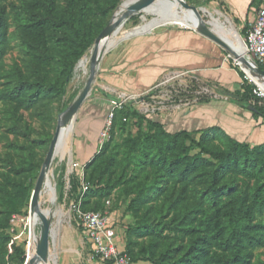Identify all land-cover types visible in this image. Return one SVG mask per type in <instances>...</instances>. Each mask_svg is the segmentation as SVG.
<instances>
[{
	"label": "trees",
	"instance_id": "1",
	"mask_svg": "<svg viewBox=\"0 0 264 264\" xmlns=\"http://www.w3.org/2000/svg\"><path fill=\"white\" fill-rule=\"evenodd\" d=\"M7 1L0 0V3ZM121 3L122 0H67L65 6L60 7L55 0H32L26 5L27 17L20 20L19 37L31 55V81L20 82L19 87L7 94L16 112L33 108L43 98L66 94L75 66L93 50L96 40L108 25L105 21L110 12ZM259 5V0H253L252 6L256 10ZM8 27L5 4L0 6V62L6 53ZM248 29L247 26L241 29L243 38ZM55 53L59 56V67L51 77L50 70L57 59ZM227 63L239 73L240 85L233 93L222 88L226 100L249 110L254 119L264 123V99L254 93L257 87L249 83L245 73L236 68L232 60L228 59ZM154 87L149 90L154 91ZM81 90L70 97L64 111L70 108ZM215 100L206 98L198 105ZM130 117L137 120L138 134L135 138H128L125 144L136 174L129 180L120 177L112 182L105 177L110 165L102 171L106 165L103 157L113 141L117 123L126 122ZM145 122L149 130L154 129L158 134L144 133L142 126ZM221 137L226 140L225 146L214 143L223 142ZM52 139L49 141L52 142ZM195 150L199 151L194 153ZM29 163L33 167L32 161ZM81 165L85 168L82 176L89 186L81 206L85 212L105 211L86 209L88 198L100 191L98 188L94 190L92 185L100 186L105 182L103 191L108 196L118 185H126L123 193L131 197L127 212L137 219V226L126 230L125 238L128 239L124 245L132 264L138 262L141 256L151 264H255L256 252L264 249V220L257 217L258 214L264 215V142L252 146L237 141L217 126L196 131H172L155 117L141 115L124 104L122 109L114 112L110 139L89 162ZM66 169V164L61 163L56 172L60 194L66 185ZM239 177L254 180L251 189L253 208H238L235 211L233 208L227 214L223 212L225 198L236 199L234 178ZM174 181L182 183L177 199L165 203L164 209L159 211L154 205L149 206L155 196H165ZM199 183L205 185V189L192 203L190 195H194ZM70 185V200L76 201L81 188L79 174L71 178ZM29 195L30 189L21 187L15 195L4 199L8 221L0 224L4 230L0 232V245L10 240L5 229L13 215L21 214ZM178 205L182 207L178 208ZM165 210L168 215L173 214L169 221L164 220ZM152 214L156 216L159 228L150 223ZM166 230L175 231L181 241L190 237V243L180 247L174 241L162 240ZM132 233L152 235L148 247L138 251L139 244L133 242ZM12 257L17 258L20 264L26 262L23 248L14 246ZM0 264H11L8 252H0Z\"/></svg>",
	"mask_w": 264,
	"mask_h": 264
},
{
	"label": "rangeland",
	"instance_id": "2",
	"mask_svg": "<svg viewBox=\"0 0 264 264\" xmlns=\"http://www.w3.org/2000/svg\"><path fill=\"white\" fill-rule=\"evenodd\" d=\"M31 1L32 0H8L6 3H0V6L6 4L9 19L5 45L6 53L0 62V224H4L8 221L7 211L3 204L4 199L15 195L21 187L30 189L29 198L22 208L21 214H19L23 220L18 222L14 228L10 221V224L5 229V233L9 236L10 240L3 246L0 245V252L6 251L11 256V264H20L17 258L12 257L14 246L23 248L26 257V262L23 264L27 263V238L30 225L32 230H35L36 235H39L40 221L37 223L35 222L34 226H32V220L30 218L32 193L36 187L42 166L51 146L49 139L54 138L60 120L63 122V125L65 124L64 126L72 124V121H70L67 115H65L63 108L71 96L83 89V85H85L90 73V62L93 53V50H90L84 56V60H80L75 66L73 76L67 86L66 94L63 97L43 98L33 108L23 109L16 112L12 107L7 94L19 87L20 82L31 81V55L22 44L19 37L20 20L27 17L26 5ZM55 1L60 7H64L67 0ZM129 1V6H131L143 0H122L121 5L110 12L105 21L108 22L107 27L110 24H118V30L110 39L108 49L111 45L112 47L103 56L99 70L104 66L120 64L121 60L124 59L123 57H125L126 51L135 43V40L141 36L162 30L188 31L192 29L187 23L170 20L171 24L168 25V27L162 28L161 26H158L156 29H152V27L146 34L136 36L137 34L134 31L149 25V22L155 17L141 12L133 14L126 21L121 22L124 14L128 11V7L125 9L122 5ZM184 1L188 5L196 7L197 9L205 8L211 12H222L221 14L232 20L235 30L240 37L243 38L241 30L238 27L239 25L234 22L232 14L220 0ZM182 9L186 11V9ZM201 16L202 20L205 21V24L210 21V15L201 14ZM96 20L99 21L98 18H96ZM131 32L135 34L132 35ZM222 49L224 50L225 59L232 60L233 65L242 71V67L237 61L236 55L223 47ZM56 56V62L53 64L54 66L52 70H50L51 77L54 75V70L59 67V56ZM80 62H82L84 66L78 72L77 66ZM248 81L253 86L257 85L258 87H256L261 90L257 83L250 80ZM99 84L97 75L91 94L76 115L74 131L71 137V151L63 157L62 153L57 150V155L54 158L48 175V181L56 187V201L51 203V199L49 198L51 192L47 185L48 181L44 185L39 199V208L44 212H47L48 210L50 212L49 218L52 220L54 233L50 255L56 257V264H99L97 260L91 257L81 232L77 228L74 214L70 209V182L74 175H82L85 172V168L79 164L80 162L76 159L78 153L76 152V148L78 146H83L87 153H90L93 150L92 148L98 137L97 147L92 156L87 158L85 163L89 162L99 150V138L107 122V115L112 110L109 109L108 112H106L105 117H102L104 113L101 108H104L105 103L110 104L112 107L115 105L114 103L120 101L125 102L124 104H128L132 110H136L144 116L155 117L156 120L165 123L168 127V124L172 121H178L179 116L177 115L188 113L189 110L191 111L198 105V102L205 100L206 98L217 100L223 97L221 86L197 79L193 74H188L184 71H174L166 74L152 89L154 91L151 92V90H148L142 94L141 92H138V90L133 92L132 90L129 91L124 88L120 90L113 86H103L102 84V86H100ZM150 94L151 96H149ZM261 94V97L264 99V92L262 91ZM124 117L125 116H123V118ZM101 124L103 127H98ZM91 130H94L95 133L87 134ZM142 131L151 135L158 134L154 129L149 130L146 122L142 126ZM114 132L113 141L103 157L106 165L103 166L102 171L107 165H110L108 170H106L105 176L109 181L115 182L116 180H119L120 177L129 180L136 174V169L134 168L129 155H127L128 148H126L125 143L128 138H135L137 136V120L130 117L126 122H118ZM82 133L83 135H81ZM221 138L223 142L215 141L214 143L218 146H225L226 140L223 137ZM198 151L199 150H195L194 153H197ZM29 161H32L33 167H30ZM135 161L138 163V159H135ZM61 163H65L67 168L64 176L66 185L62 194L57 190L58 175L56 173ZM68 170H70V174H68ZM234 184L236 186V193L234 195L236 199L234 200L231 197L225 198L223 212L227 214L231 213L233 208L234 211L238 208H242L243 210L247 207L253 208L251 189L254 185V180L239 177L234 178ZM104 186L105 182L100 186L92 185L94 190L97 191L99 189L100 191L88 198L86 209H105L108 212L111 223L120 229V235L123 239L122 245H125L128 239L125 238L126 230L128 228L133 229L137 226L136 217L132 213L127 212L131 197L123 193V188L126 186L125 184L118 185L109 196L103 191L105 188ZM181 188V182H172L167 188V194L162 197L155 196L149 206L154 205L156 211H159L162 208L164 209L165 203L177 199ZM204 189L205 185L201 183L197 185L194 195H190L192 203L200 194H202ZM108 201L111 203L110 205H108ZM181 207V205H178V208ZM59 209L63 211L65 218H63V222L60 224L58 217L53 216V213ZM150 216V223L159 228L156 216L153 214ZM164 216V220L169 221L172 219L173 214L171 213V215H168V212L165 210ZM257 217L260 220H264V215L258 214ZM58 224L60 227H58ZM1 231L4 230L0 228V232ZM163 238H165L166 242L174 241L176 246L180 247L187 246L190 243V237L185 241H181L177 238L175 231L172 230H166L161 239L163 240ZM151 239L152 235L147 233H132L133 242L139 244L137 248L138 251L147 248ZM33 252L32 246L29 258ZM49 261L51 264H54L53 259L52 261ZM133 264L151 263L145 262L143 256H141L138 262H133ZM255 264H264V249H260L256 252Z\"/></svg>",
	"mask_w": 264,
	"mask_h": 264
},
{
	"label": "crops",
	"instance_id": "3",
	"mask_svg": "<svg viewBox=\"0 0 264 264\" xmlns=\"http://www.w3.org/2000/svg\"><path fill=\"white\" fill-rule=\"evenodd\" d=\"M220 1L230 11L240 30L254 23L256 7L252 6L253 0ZM123 58L120 64L104 66L99 70L100 86L145 93L156 86L166 74L174 71L190 72L194 77H198L197 79L219 84L231 93L237 91L240 85V75L227 65L222 47L193 30H162L141 36L135 40ZM109 106L111 107L105 103L104 108H101L104 113L102 117H105ZM177 116V122L172 119L168 124L172 131H196L217 126L237 141L252 146L264 142L263 121L254 119L249 110L226 100L224 93L221 99L197 105L188 113ZM102 124L98 127H103ZM93 133L95 131L91 130L87 134ZM97 140L98 137L90 153H87L83 146L76 148L79 164H84L87 158L92 156L97 147Z\"/></svg>",
	"mask_w": 264,
	"mask_h": 264
},
{
	"label": "built area",
	"instance_id": "4",
	"mask_svg": "<svg viewBox=\"0 0 264 264\" xmlns=\"http://www.w3.org/2000/svg\"><path fill=\"white\" fill-rule=\"evenodd\" d=\"M259 2V9L256 10V19L250 25L245 38H242V42L245 57L262 69V67L264 68V0H259ZM242 71L245 73L247 80L253 82V78L249 74L250 71L245 69H242ZM185 73L191 74L190 72ZM254 93L260 97L262 96V91L259 88L255 89ZM124 103L122 101L114 103L115 105L107 118V122L99 138V150L110 139V130L115 110L122 109ZM80 180L81 188L78 192L77 200L71 201L70 209L74 214L77 228L81 232L91 257L97 260L99 264H132L125 246L122 245L120 229L111 223L108 212L106 210L98 212H85L82 210V201L89 186L82 175H80ZM110 204L108 202V205ZM21 220L23 219L19 215H13L11 219L13 228ZM36 237L35 230H32L30 225L27 238L28 258L33 242V251H35Z\"/></svg>",
	"mask_w": 264,
	"mask_h": 264
},
{
	"label": "water",
	"instance_id": "5",
	"mask_svg": "<svg viewBox=\"0 0 264 264\" xmlns=\"http://www.w3.org/2000/svg\"><path fill=\"white\" fill-rule=\"evenodd\" d=\"M158 0H143L137 4H133L128 8V11L124 14V17L122 18V21H126L128 18H130L133 14L141 13L144 11V9L152 6L154 3H156ZM182 8L186 9V11H192L196 17L202 21L203 25L200 29L199 33L203 34L208 39L212 40L213 42L217 43L219 46L227 49L228 51L234 53L228 45L218 36V34L214 31L213 28H211L208 24H205L202 20L201 14L198 12V9L196 7L188 5L184 0H177ZM157 5L160 7V9L164 12V14H171L172 7L168 3L165 2H158ZM167 16V15H166ZM155 20V18L153 19ZM152 20V21H153ZM118 24L109 25L98 37V39L95 42V46L93 48V53L91 56V62H90V73L89 76L85 82V85L82 89V91L77 96L74 103L70 106L68 110L65 111V115H67L68 119L70 121L75 122L76 115L78 114L79 110L81 109L84 102L87 100L89 95L91 94V91L93 89L94 83L97 79V75L99 73V67L100 63L102 61L103 56L108 52V48L105 46L101 47L102 41L105 39H111V37L115 34V32L118 30L117 28ZM159 26H164V24H158ZM181 27V26H179ZM195 31V30H194ZM197 32V31H196ZM237 35L240 37L238 32L236 31ZM143 35V34H142ZM138 36V35H137ZM241 38V37H240ZM242 39V38H241ZM237 57V61L241 65L242 69L249 70V74L252 78H258L264 81V70H262L259 66L252 63L250 60H248L245 57V53L243 56H240L236 53H234ZM84 60V57L81 59V61ZM63 122L60 120L59 125L57 127L55 136L51 142V146L49 148L47 157L44 161V164L42 166V170L40 173V176L38 178L36 187L32 193V198L30 202V218L36 220V223L40 221V232L39 235L36 237V248H35V255L33 258H28L26 264H47L50 260V250L52 246L53 241V228H52V220L48 218L44 211H42L39 208V199L40 195L42 194L43 187L48 181V175L50 173L54 158L57 153V146L60 139V135L63 128ZM68 174H70V170H68ZM54 191H56V187L54 188Z\"/></svg>",
	"mask_w": 264,
	"mask_h": 264
},
{
	"label": "bare ground",
	"instance_id": "6",
	"mask_svg": "<svg viewBox=\"0 0 264 264\" xmlns=\"http://www.w3.org/2000/svg\"><path fill=\"white\" fill-rule=\"evenodd\" d=\"M158 2H165V3H168L169 5H171V7L173 9L171 14H169V15L164 14V12L157 5ZM129 4H130V1L126 2L124 5H122V7L125 9L127 7L129 8L130 7ZM181 7L182 6L180 5V3L177 0H158L152 6L144 9V11H143L144 14L153 15L155 17V20L149 22V25H146L144 28L135 30L134 32L137 35L146 34L147 32H149V30L152 27H153L152 29H154V28L156 29L159 26L156 24L162 22L160 24H164V26L163 25L161 26L163 28V27H168V25L171 24V21H179V22L187 23L192 28L191 30H193V31L195 30V31L199 32L200 29L202 28V25H203L202 21L199 20L192 11H185ZM198 12L200 14L210 15V21L207 24L211 28L214 29V31L218 34V36H220V38L226 43V45H228V47L234 53H236L240 56L244 55L245 50H244V45H243L242 39L237 35L235 27H234L232 20L230 18L221 14L222 12L221 13L219 11L211 12L205 8L198 9ZM203 19H204V17H203ZM116 33H117V31H116ZM135 33L131 32L132 35H134ZM109 44H110V39H105L104 41H102L101 47L105 46L106 48H108ZM111 47H112V45H111ZM83 66H84V64L82 62H80L79 65L77 66V71L79 72V70L82 69ZM253 81L255 83H257L260 86L261 90L264 92V81L261 79H258L256 77L253 78ZM74 123L75 122H73L69 126H63V128H62V132H61L60 139L58 142L57 150L62 153L63 157L68 152L71 151V137H72V133L74 131ZM47 185H48V188L50 189V192H51V195L49 198L51 199V203H54L56 201L55 200L56 199V191H54L55 187L50 181H48ZM44 214L49 218V216H50L49 210L47 212H44ZM53 216L58 217L59 224L63 222L64 213L62 210L59 209L58 211L53 213ZM31 220H32V226H34V223L36 222V220H34L32 218H31ZM57 223H58V221H57ZM59 224H58V227H60ZM33 245H34V242L32 243V246ZM34 255H35V251L30 256V259L33 258ZM52 256L50 257V260L52 261V259H53L54 264H56V257L55 256L52 257ZM47 264H51V262L47 263Z\"/></svg>",
	"mask_w": 264,
	"mask_h": 264
}]
</instances>
